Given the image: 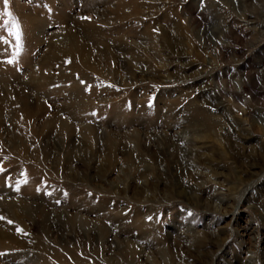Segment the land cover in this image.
Returning <instances> with one entry per match:
<instances>
[{
    "label": "rangeland",
    "instance_id": "374dc122",
    "mask_svg": "<svg viewBox=\"0 0 264 264\" xmlns=\"http://www.w3.org/2000/svg\"><path fill=\"white\" fill-rule=\"evenodd\" d=\"M9 10L22 51L8 63L0 0V231L17 242L0 264H264V0ZM16 95L39 99L28 116Z\"/></svg>",
    "mask_w": 264,
    "mask_h": 264
},
{
    "label": "bare ground",
    "instance_id": "6f19581e",
    "mask_svg": "<svg viewBox=\"0 0 264 264\" xmlns=\"http://www.w3.org/2000/svg\"><path fill=\"white\" fill-rule=\"evenodd\" d=\"M110 13H113V12H110ZM114 13H118L116 10L114 11ZM65 38H75V36H67V37H65ZM77 38V37H76ZM58 41V40H57ZM58 44V43H57ZM63 43H61L60 45H62ZM85 44V43H84ZM59 45V46H60ZM55 46H57V45H55ZM62 46H64L65 48H66V46H65V44H63ZM74 46V47H73ZM58 47V46H57ZM63 47V48H64ZM86 48V47H85ZM173 48V47H172ZM61 50H62V47H61ZM67 50H69V53L70 54H73V55H75V56H77V59L78 60H80V62L83 64V65H89V53L88 52H86V50L85 49H83L82 47H78L76 44H72V47H68V49H66V51ZM54 52V51H53ZM65 52V51H64ZM54 54V53H53ZM59 54V53H58ZM67 54V53H66ZM111 54V53H110ZM56 55V54H55ZM54 55V56H55ZM63 55V54H62ZM57 56V55H56ZM72 56V55H71ZM91 56V55H90ZM96 57V56H95ZM60 58V57H59ZM49 59V58H48ZM53 59V58H52ZM52 59H50V60H52ZM54 60H56V59H54ZM58 60V59H57ZM71 61V60H70ZM74 62V61H73ZM131 69V68H130ZM31 82V81H30ZM13 98V97H12ZM39 101V99H36L35 100V102L33 103L32 101V103H30L29 102V98L27 99L26 97H21V96H18V95H16V104L18 105V107H21L22 106V108H23V112H24V114H25V116H28V113H31V110H33V108H34V106H36V104H37V102ZM78 104V103H77ZM33 114H34V112H33ZM58 121V120H57ZM56 122V121H55ZM54 122V123H55ZM53 123V124H54ZM53 124H51V125H53ZM57 124H59V134L61 135V136H63V135H66L67 136V138L69 139L70 138V142H72L73 140H74V138H71V133H72V129L68 126V125H66L64 122H61V121H59V122H57ZM0 126H1V123H0ZM2 127V126H1ZM85 130V129H84ZM3 132V131H2ZM85 133H86V136L87 135H90V133H91V130L90 129H86V131H84ZM85 135V134H84ZM11 136V135H10ZM9 137V136H8ZM15 137V136H14ZM110 139H112V138H110ZM11 140V139H10ZM112 141H114V140H112ZM63 142V141H62ZM14 143V142H13ZM12 143V141H11V144H13ZM114 145H115V143H114ZM72 176V175H71ZM44 208H42V210H43ZM13 210V209H12ZM11 210V211H12ZM41 211V210H40ZM15 213V211L13 212V214ZM41 213H44V212H40V214ZM45 215V214H44ZM79 223V222H78ZM47 232V231H46ZM103 233V232H102ZM45 234V233H44ZM102 236V235H101ZM13 238V237H12ZM98 238L100 239V240H102V238H100V236H98ZM15 239V238H14ZM14 239H11V237H6V234H3L2 233V231H0V242H4L5 240H7V242H11V243H13V242H17V241H14ZM98 240V239H97ZM124 243H125V245L124 246H122V250H120L121 248H119V250H120V253H122L123 255H124V257H127L128 255L129 256H131V255H134L135 256V254H136V251L133 249V245L128 241H123ZM130 244L132 245V246H130ZM68 254H73V253H71V252H67ZM123 257V256H122ZM63 258V257H62ZM61 258V259H62ZM64 259H65V257H64Z\"/></svg>",
    "mask_w": 264,
    "mask_h": 264
},
{
    "label": "snow or ice",
    "instance_id": "6c2138e0",
    "mask_svg": "<svg viewBox=\"0 0 264 264\" xmlns=\"http://www.w3.org/2000/svg\"><path fill=\"white\" fill-rule=\"evenodd\" d=\"M3 15L7 17V20H5V24H10L11 27L9 29L10 34L14 37L16 43L14 45V52L12 58L8 60V63H13L15 61V58L19 56L20 52L22 51V31H21V24L16 19V17L13 15V13L9 10V0H3ZM7 43L8 41H4ZM4 171L3 168H0V172ZM23 182H27L26 178ZM19 183L17 182V190H19ZM0 219H4L3 217H0ZM9 224H12L13 221L9 220ZM17 231H22V229L17 228Z\"/></svg>",
    "mask_w": 264,
    "mask_h": 264
}]
</instances>
